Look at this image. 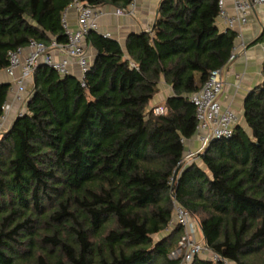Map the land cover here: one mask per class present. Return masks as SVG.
<instances>
[{"label": "trees", "instance_id": "trees-1", "mask_svg": "<svg viewBox=\"0 0 264 264\" xmlns=\"http://www.w3.org/2000/svg\"><path fill=\"white\" fill-rule=\"evenodd\" d=\"M74 1L0 0V71L33 40L65 44ZM219 11V0H161L152 30L125 48L90 31L86 88L75 74L37 67L25 111L0 141V264H181L170 255L182 226L154 239L175 202L200 219L219 256L192 264H264V81L244 103L248 130L211 140L195 156L202 166L184 164L197 128L191 95L227 67L237 39L220 30ZM162 80L173 95L156 115ZM11 86L0 83V118Z\"/></svg>", "mask_w": 264, "mask_h": 264}, {"label": "built area", "instance_id": "built-area-1", "mask_svg": "<svg viewBox=\"0 0 264 264\" xmlns=\"http://www.w3.org/2000/svg\"><path fill=\"white\" fill-rule=\"evenodd\" d=\"M257 6H264V0H233L235 16H230L227 0H219V18L225 22L228 29L233 30L237 24H247L249 14ZM71 7H74L77 11L76 29H72L68 21V12ZM69 8L63 13V26L68 38L65 44L59 43L54 39L47 46L33 40L27 48L9 52V65L5 68V72L11 78L12 86L10 92L13 94V101L9 102L7 100L3 107L4 114L0 118V141L8 128L6 124L14 103L20 106L18 108L20 113H18L20 115L23 114V108L30 96L28 86L32 83L35 71L39 65H47L62 76L75 74L73 67L77 66L79 70L77 76L80 79L81 86L87 87V75L92 57L84 46V41L90 31H98L97 19L102 15L103 11L99 7L79 0H75ZM135 9V0H131L127 8H116L115 14L128 13L134 15ZM239 48L234 47L230 60H234L237 57ZM55 51H60L65 57L56 59ZM224 85V69L213 70L209 73L201 89L191 95V101L196 107V135L202 143L201 149L213 139L231 137L239 123L238 114L232 109L223 108L219 100ZM166 110L163 106H157L152 109L156 115L164 114ZM196 154L189 152L188 156H196ZM174 214L175 219L173 215L168 230L176 227L172 226L175 223L174 220H176V224L184 228V234L178 243L179 247L170 256L173 259L180 258L181 264H192L197 256L200 257L205 252L212 250L208 247L207 242L197 240L193 222L197 219L194 214L178 202H175ZM214 255L215 260H218L219 256L215 253ZM225 262L227 264V260Z\"/></svg>", "mask_w": 264, "mask_h": 264}, {"label": "crops", "instance_id": "crops-1", "mask_svg": "<svg viewBox=\"0 0 264 264\" xmlns=\"http://www.w3.org/2000/svg\"><path fill=\"white\" fill-rule=\"evenodd\" d=\"M159 4L160 0H135L136 9L134 15L128 13L117 15L115 10L119 7L111 5L101 6L99 8H101L103 13L97 19L98 32L118 40L125 48L127 39L131 34L150 32L152 30L158 17ZM227 8L229 15L235 16L233 0H227ZM77 18L76 9L74 7L69 8L68 21L72 29L77 28ZM218 26L222 32L228 30L225 22L220 18H218ZM233 30L237 33L235 47L240 48L237 57L229 61L228 68L224 72L225 85L219 100L223 108L232 109L238 114V125L248 130L245 121L244 103L249 93L264 81V42L257 41L264 30V6L255 7L248 16V23L245 25L237 24ZM84 46L93 59L96 51L87 41V38L84 41ZM54 55L56 59L65 57L60 51H55ZM73 72L76 75L79 73L77 66L73 67ZM0 83H11V78L5 70L0 71ZM171 95H173L172 87L162 80L159 84V92L153 98L150 106L153 108L157 106L166 108L165 102ZM8 101H13L12 92L9 94ZM19 107L17 103L12 105L6 124L8 128L11 127L16 119V112ZM186 146L187 152L198 153L202 143L195 134L193 138L187 140ZM201 235L203 237V234ZM200 257L207 259L204 255Z\"/></svg>", "mask_w": 264, "mask_h": 264}, {"label": "rangeland", "instance_id": "rangeland-1", "mask_svg": "<svg viewBox=\"0 0 264 264\" xmlns=\"http://www.w3.org/2000/svg\"><path fill=\"white\" fill-rule=\"evenodd\" d=\"M32 90V83H30L29 84V86H28V92H30ZM153 109V107H151L150 106V108H149V110H152ZM25 111V106H24V108H23V112ZM19 111L17 110V112H16V117H18V116H20V112L18 113ZM189 155V152H187L186 154H185V159H184V164H187V163H191V162H193V161H197L198 163H199V165H201L202 166V162L198 159V158H196L195 156H191V157H189L188 156ZM174 219H175V214H174ZM196 221L194 220L193 222H194V227H195V234H196V238H197V240H199V241H203L204 240V242H206V240L205 239H203V237H202V235L201 234H203V232H202V230H201V228H200V219L196 216ZM174 222L175 223H173V227H175L177 224H176V220H174ZM170 231H172V228L170 229V230H166V231H164L163 233H161V234H159V235H156V236H154V239H155V241H157V240H159L161 237H163V236H167L169 233H170ZM202 232V233H201ZM184 234V233H183ZM180 241V240H179ZM179 243V242H178ZM176 244V246L174 247V249H173V251L174 250H176L179 246V244ZM172 251V252H173ZM204 256H205V258H207V259H209V260H213V261H215V255H214V252L213 251H207V252H205L204 254H203ZM227 264H234V263H232L231 261H227Z\"/></svg>", "mask_w": 264, "mask_h": 264}, {"label": "water", "instance_id": "water-1", "mask_svg": "<svg viewBox=\"0 0 264 264\" xmlns=\"http://www.w3.org/2000/svg\"><path fill=\"white\" fill-rule=\"evenodd\" d=\"M158 14H159V11L157 12V16H158ZM227 68H228V67H225L224 72L227 70ZM204 149H205V147H203L198 153L202 152ZM177 172H178V170L175 172L174 179H175L176 176H177ZM201 230H202V228H201ZM202 232H203V231H202ZM203 236H204V238H205L204 233H203ZM205 240H206V239H205Z\"/></svg>", "mask_w": 264, "mask_h": 264}]
</instances>
